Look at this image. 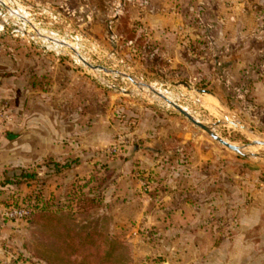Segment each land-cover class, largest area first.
<instances>
[{
	"label": "rangeland",
	"instance_id": "374dc122",
	"mask_svg": "<svg viewBox=\"0 0 264 264\" xmlns=\"http://www.w3.org/2000/svg\"><path fill=\"white\" fill-rule=\"evenodd\" d=\"M2 105L0 264H47L49 234L6 215L24 206L129 264H264L262 0H0Z\"/></svg>",
	"mask_w": 264,
	"mask_h": 264
},
{
	"label": "trees",
	"instance_id": "16d2710c",
	"mask_svg": "<svg viewBox=\"0 0 264 264\" xmlns=\"http://www.w3.org/2000/svg\"><path fill=\"white\" fill-rule=\"evenodd\" d=\"M30 220L49 234L38 258L47 264H129L133 248L126 240L83 224L64 223L56 214L34 212Z\"/></svg>",
	"mask_w": 264,
	"mask_h": 264
},
{
	"label": "water",
	"instance_id": "95a60500",
	"mask_svg": "<svg viewBox=\"0 0 264 264\" xmlns=\"http://www.w3.org/2000/svg\"><path fill=\"white\" fill-rule=\"evenodd\" d=\"M62 44H65V42H62ZM74 52H76V50H74ZM77 53V52H76ZM78 57L82 60V62L84 64H86L88 67H91L92 69H102L105 72H109L107 69L102 68L100 66L98 67H93L91 64H89L85 59H83V57L81 55L78 54ZM137 87L139 88H147L149 90H151L154 94H156L157 96H159L161 99H163L167 104H169L170 106H172L173 108H175L179 113H181L182 115H185V117L195 126L199 127L201 130H203L204 132H206L212 139H214L215 141L219 142L220 144H222V146L226 147L227 149L237 153L238 155L241 156H247V153L244 152L242 147H238L235 146L231 143H229L228 141H225L221 136H219L215 131H214V127L218 126L221 124V122H218L217 124H215L214 126H209L206 125L204 123H202L201 121H198L195 119V117L193 115H191L189 112H187L186 110H184L180 105H178L177 103L173 102L172 100L168 99L164 94L158 92L157 90H155L154 88H152L151 85L149 84H145V83H141V82H137L133 77L131 76H127ZM185 86L189 87L187 84H184ZM201 93H206L209 94V92L201 90ZM251 140V145L253 146H262L264 147V141L262 140H254V139H250Z\"/></svg>",
	"mask_w": 264,
	"mask_h": 264
},
{
	"label": "built area",
	"instance_id": "2783aa9c",
	"mask_svg": "<svg viewBox=\"0 0 264 264\" xmlns=\"http://www.w3.org/2000/svg\"><path fill=\"white\" fill-rule=\"evenodd\" d=\"M10 112L6 105L0 107V128L3 124H9L11 121ZM32 209L24 206L18 208H12L7 212V217L12 220H27L32 216Z\"/></svg>",
	"mask_w": 264,
	"mask_h": 264
},
{
	"label": "bare ground",
	"instance_id": "6f19581e",
	"mask_svg": "<svg viewBox=\"0 0 264 264\" xmlns=\"http://www.w3.org/2000/svg\"><path fill=\"white\" fill-rule=\"evenodd\" d=\"M22 11V10H21ZM15 16L17 15V17L19 16V18H23V17H25V16H22V15H20V13L18 12H12ZM152 88H154L155 90H157L158 92H160V93H162V94H164L168 99H170V100H172L173 101V99H172V97L170 96V94L168 93V92H163V91H161V90H159V89H156L155 87H153L152 86ZM169 105V104H168ZM184 109V108H183ZM184 110H186V109H184ZM187 111V110H186ZM188 112V111H187ZM197 120V119H196Z\"/></svg>",
	"mask_w": 264,
	"mask_h": 264
},
{
	"label": "crops",
	"instance_id": "0c3cea01",
	"mask_svg": "<svg viewBox=\"0 0 264 264\" xmlns=\"http://www.w3.org/2000/svg\"><path fill=\"white\" fill-rule=\"evenodd\" d=\"M263 1V3H264V0H262Z\"/></svg>",
	"mask_w": 264,
	"mask_h": 264
}]
</instances>
